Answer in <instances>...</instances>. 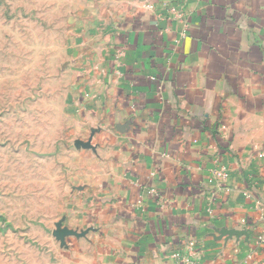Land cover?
<instances>
[{
    "label": "crops",
    "instance_id": "obj_1",
    "mask_svg": "<svg viewBox=\"0 0 264 264\" xmlns=\"http://www.w3.org/2000/svg\"><path fill=\"white\" fill-rule=\"evenodd\" d=\"M159 1L88 104L81 238L52 264H264V0Z\"/></svg>",
    "mask_w": 264,
    "mask_h": 264
},
{
    "label": "rangeland",
    "instance_id": "obj_2",
    "mask_svg": "<svg viewBox=\"0 0 264 264\" xmlns=\"http://www.w3.org/2000/svg\"><path fill=\"white\" fill-rule=\"evenodd\" d=\"M151 4L0 0V264H52L56 245L80 240L68 216L97 162L88 104L118 72L125 22Z\"/></svg>",
    "mask_w": 264,
    "mask_h": 264
},
{
    "label": "built area",
    "instance_id": "obj_3",
    "mask_svg": "<svg viewBox=\"0 0 264 264\" xmlns=\"http://www.w3.org/2000/svg\"><path fill=\"white\" fill-rule=\"evenodd\" d=\"M169 12L177 14V10H175L174 8H169ZM212 181H214V179H211L210 183H212ZM257 241H258V243H264V233L259 235ZM185 263H187V264H198L197 261L194 260L193 257H187L185 259Z\"/></svg>",
    "mask_w": 264,
    "mask_h": 264
},
{
    "label": "water",
    "instance_id": "obj_4",
    "mask_svg": "<svg viewBox=\"0 0 264 264\" xmlns=\"http://www.w3.org/2000/svg\"><path fill=\"white\" fill-rule=\"evenodd\" d=\"M61 234H70V231H63V232H61Z\"/></svg>",
    "mask_w": 264,
    "mask_h": 264
}]
</instances>
